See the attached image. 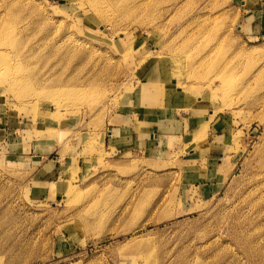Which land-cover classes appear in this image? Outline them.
Returning a JSON list of instances; mask_svg holds the SVG:
<instances>
[{
    "label": "rangeland",
    "instance_id": "1",
    "mask_svg": "<svg viewBox=\"0 0 264 264\" xmlns=\"http://www.w3.org/2000/svg\"><path fill=\"white\" fill-rule=\"evenodd\" d=\"M81 1L0 0V264H264V0ZM152 73L175 137L135 140Z\"/></svg>",
    "mask_w": 264,
    "mask_h": 264
},
{
    "label": "crops",
    "instance_id": "2",
    "mask_svg": "<svg viewBox=\"0 0 264 264\" xmlns=\"http://www.w3.org/2000/svg\"><path fill=\"white\" fill-rule=\"evenodd\" d=\"M157 75L152 73V76L150 78V80L152 81H142L141 84H138V94H139V105L136 106V108L133 110V118H130V121L132 124L134 125H138L139 128L137 130L138 133V138L137 136L134 137L135 140L137 139H141V136L148 141H152L155 138H164V136H168V137H175V135H170L168 133H166L163 128H141L142 125L144 126H152L156 125V123L160 124L161 122V117L159 116V111H162L164 109V105H166V97L168 95V91L166 89L163 88V86L159 83V79L156 77ZM148 79V77H145L144 80ZM158 82V83H157ZM165 96V97H164ZM158 111V112H157ZM214 111V110H213ZM212 110L209 111V114L204 115V117L201 116V114L196 113L193 115H189L187 117H185L184 121L186 122L185 125L187 124V126H193L194 128L196 126L202 127V129H204V127L206 125H208L209 123L211 124V122H213V118L215 117V112L213 113ZM141 115V116H140ZM116 117V115L114 116ZM113 117V119H114ZM112 119V120H113ZM118 119H122L124 121V117L123 118H118ZM116 120V118H115ZM121 120V121H122ZM155 123V124H154ZM209 124V125H210ZM143 126V127H144ZM115 130L113 131V133L111 134L112 138H114V135H126L127 131L125 129V127H120V126H116L114 127ZM188 133V132H187ZM115 139V138H114ZM190 149H198V151H191V153L194 152V156H189L190 154H186L187 155V160L188 161H198V160H202V162H206L208 161V157H207V150L210 149L208 144H204L202 147L199 145H196V147H190L188 146ZM200 158V159H198Z\"/></svg>",
    "mask_w": 264,
    "mask_h": 264
},
{
    "label": "bare ground",
    "instance_id": "3",
    "mask_svg": "<svg viewBox=\"0 0 264 264\" xmlns=\"http://www.w3.org/2000/svg\"><path fill=\"white\" fill-rule=\"evenodd\" d=\"M84 1H87V4H89V9L92 10L98 16V18L101 19V20H108V21H110V20H112L114 18H117V19L118 18L119 19L122 18V19H126L127 21H129V20H133V19L136 20V16H139L138 15L139 13L140 14L141 13H143V14H145V13L151 14L152 13V0H84ZM82 2H83V0L81 1V3ZM139 19H141V18H139ZM120 21H122V20H120ZM137 21H138V19H137ZM119 22H117V23H119ZM151 76H152V74H149L146 77H148V80H150ZM174 80H175L174 86H177L178 88H181V87H179V85H177L178 82L176 81V79H174ZM43 89H45V88H43ZM53 89H54V87H53ZM44 96H46V95H44Z\"/></svg>",
    "mask_w": 264,
    "mask_h": 264
}]
</instances>
